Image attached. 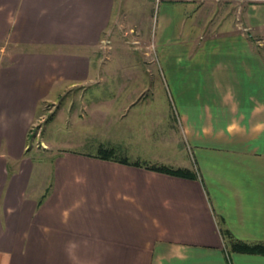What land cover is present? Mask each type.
Wrapping results in <instances>:
<instances>
[{"label":"crops","instance_id":"obj_1","mask_svg":"<svg viewBox=\"0 0 264 264\" xmlns=\"http://www.w3.org/2000/svg\"><path fill=\"white\" fill-rule=\"evenodd\" d=\"M118 1L0 0V45L13 49L0 69V264H69L58 261L63 253L73 255L72 264H264V255L232 251L237 242L264 246V2L252 6L259 51L231 29L195 55L191 35L190 47L169 57L207 62L206 71L181 68L194 99L177 104L184 143L168 155L178 161L170 168L196 179L67 153L51 165L49 198L40 204L47 194L38 200L29 194L36 167L27 146L39 105L89 78L91 51L119 25ZM182 12L177 5L163 12L162 38L169 45L186 28ZM240 26L249 29L243 18ZM143 104L154 105L129 107ZM111 138L115 142L104 137L102 145L124 153ZM10 253L27 256H5Z\"/></svg>","mask_w":264,"mask_h":264},{"label":"rangeland","instance_id":"obj_2","mask_svg":"<svg viewBox=\"0 0 264 264\" xmlns=\"http://www.w3.org/2000/svg\"><path fill=\"white\" fill-rule=\"evenodd\" d=\"M241 2L244 5L234 0L228 3L214 0H164L159 4L157 0H119L115 10V19L119 20V25L113 26L106 42L91 51L93 62L89 78L84 82L75 83V88L63 96L60 92L52 93L39 105L38 117L31 125V139L29 138L27 146L28 156L35 162L36 167L29 194L37 197V200L47 194L44 191L49 185L51 165L61 157L64 159V154H91L92 158L97 159L100 147L104 146L103 142L105 144L104 137L108 138V143H111V137H114L118 148L124 151L119 154H128L127 159L132 163H136V158H140L152 166L160 167L165 164L170 168L176 164L177 158L168 156L175 151V146L184 143L176 107L179 103H193L194 99L192 88L187 84L189 80L185 76V70L181 68L188 66L192 70L206 71L207 62L192 58H189V61L177 62L169 57L180 54L183 47L189 48L186 41L191 35L197 41L198 50L192 51L195 55L207 50L214 36L223 31L229 33L231 29L233 32L240 31L248 39L251 49L259 51L257 8H252L259 2ZM173 5L183 9L182 16L186 28L178 31L180 38L172 40L169 45L162 38V17L165 9ZM249 6L252 17L251 23L247 24L245 17L248 13L244 9ZM242 18L244 25L249 27L248 30L240 26ZM195 26L200 28L201 32ZM11 51V46L2 51L0 45V69L9 64L7 53ZM66 86L70 88L69 84ZM59 89L60 87L55 91ZM179 89L181 93L178 92ZM103 99L106 102L99 103L103 102ZM134 102H152L154 105L143 104L136 110H130L129 105ZM162 105H167L169 109ZM167 116L169 121L166 123ZM49 117H53L51 121L48 120ZM147 130H150V133H147ZM184 148L185 154L189 155L186 143ZM10 166L12 167V164ZM111 173L115 178L121 176L116 170ZM45 196L49 198V194ZM63 213L65 220L72 216L70 209L63 210ZM41 230L43 240L47 241L45 236L48 229L43 227ZM89 235L99 237L97 233ZM21 241L28 242V239L22 237ZM24 244L21 242L22 246ZM13 254L5 256H27ZM38 256L45 260L49 254ZM72 256L58 254V261L75 263L76 260Z\"/></svg>","mask_w":264,"mask_h":264},{"label":"trees","instance_id":"obj_3","mask_svg":"<svg viewBox=\"0 0 264 264\" xmlns=\"http://www.w3.org/2000/svg\"><path fill=\"white\" fill-rule=\"evenodd\" d=\"M53 117H49V121L52 120ZM29 138L31 139V136L29 135ZM97 159L104 160V161H112L115 163H119L126 166H132L136 168H144L149 171L166 174L174 177H179L183 179H190L194 180L196 179L195 174L188 170H182V169H172L166 166H152L147 162H136L131 163L127 157L122 156L119 154V152L113 148V147H105L101 146L98 151V156H96ZM46 198V196L43 197V199L40 201V204H42L43 200ZM232 251L236 253H242V254H250V255H264V246L263 245H256V246H249L241 242H237L233 245Z\"/></svg>","mask_w":264,"mask_h":264},{"label":"built area","instance_id":"obj_4","mask_svg":"<svg viewBox=\"0 0 264 264\" xmlns=\"http://www.w3.org/2000/svg\"><path fill=\"white\" fill-rule=\"evenodd\" d=\"M164 0H157V4L161 3ZM168 1H174V2H206L208 0H168ZM216 2H232L233 0H214ZM234 1H243V0H234ZM244 1H249V0H244ZM256 2H264V0H252Z\"/></svg>","mask_w":264,"mask_h":264}]
</instances>
